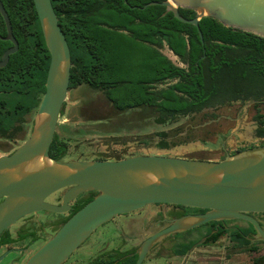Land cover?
<instances>
[{"label": "trees", "instance_id": "16d2710c", "mask_svg": "<svg viewBox=\"0 0 264 264\" xmlns=\"http://www.w3.org/2000/svg\"><path fill=\"white\" fill-rule=\"evenodd\" d=\"M127 1L128 5L125 0H52L71 51L69 90L81 85H89L98 91L104 89L113 107L119 111L153 108L158 125L206 110L232 107L235 103L245 105L264 100V38L226 27L215 18L204 17L199 23L203 42L197 27L180 22L171 12L165 15L166 7L144 8L150 2L166 0ZM2 2L20 45L8 65L0 68V135L13 139L21 132L19 124L40 106L46 92L51 55L34 0ZM133 6L141 9H133ZM179 12L187 19L197 16L192 9L179 8ZM0 35L7 36L1 14ZM12 46L11 42L0 39V60ZM166 47L185 68L174 64L163 53ZM261 106L264 104L258 102L252 107L256 110L257 136L264 139ZM217 118L219 116L212 115L211 119ZM157 137L160 140L158 148L169 149L173 145L168 141L166 131L159 132ZM249 148H240L231 155ZM68 155L67 142L56 133L50 149L51 159L62 161ZM93 198L86 195L78 200L61 224ZM232 222L236 221L223 224ZM220 223L210 222L205 224L209 228H196L186 233L196 236L191 241L176 244L175 255L185 257L202 239L207 238L204 243L207 245L223 236H228L235 246L247 247L250 252L259 250L258 242L253 244L248 239L255 233L252 225L248 228H216ZM136 250L108 251L89 264H136ZM131 254L134 255L129 256ZM251 264H264V255L254 258Z\"/></svg>", "mask_w": 264, "mask_h": 264}, {"label": "water", "instance_id": "95a60500", "mask_svg": "<svg viewBox=\"0 0 264 264\" xmlns=\"http://www.w3.org/2000/svg\"><path fill=\"white\" fill-rule=\"evenodd\" d=\"M128 5V1L125 0ZM51 64L46 92L37 111L30 137L13 153L0 156V235L20 219L47 212L64 214L71 203L86 193L94 198L70 217L24 264H65L101 226L120 215L132 214L155 204L178 205L207 210L198 215L175 219L171 225L141 242L136 264L170 236L185 233L210 222L244 221L255 233L251 243L264 242V227L254 214H264V146L228 154L223 160L186 159L160 154L134 155L120 160L55 161L50 157L61 112L67 101L72 57L52 0H34ZM161 5L182 23L200 29L204 17L217 19L226 27L251 32L264 38V0H166L144 6ZM133 9L141 7L133 6ZM179 8L197 12L193 19L183 17ZM7 36L0 39L13 44L0 60L5 68L11 55L19 50L12 23L0 0ZM242 106L247 111L256 103ZM221 117L211 120L218 122ZM209 122V123H210ZM67 189L60 205L46 202ZM207 238L195 244L193 251ZM131 254L129 256H133ZM6 255L0 258V262Z\"/></svg>", "mask_w": 264, "mask_h": 264}, {"label": "rangeland", "instance_id": "374dc122", "mask_svg": "<svg viewBox=\"0 0 264 264\" xmlns=\"http://www.w3.org/2000/svg\"><path fill=\"white\" fill-rule=\"evenodd\" d=\"M163 53L177 66L186 67L167 47ZM242 106L241 103H235L232 107L217 111L206 110L200 114L179 117L166 125H158L155 122L157 113L153 108L119 111L106 101L102 93L81 85L77 89L69 90L56 133L67 142L69 155L66 159L71 161L120 160L139 154L220 161L226 157V152L231 154L240 148L264 144V139L259 138L256 133V110L250 107L239 116ZM261 109L264 114V106ZM37 111L38 109L34 110L26 117L24 129L13 139L0 138V156L12 153L30 137ZM212 115L221 118L218 122H210ZM162 131L169 134L168 141L173 144L169 149L157 147L160 141L157 134ZM167 210L170 209L165 206L150 205L132 216H120L115 222L101 226L65 264H89L108 251L138 248L143 240L161 228L146 231L138 228V231L136 228L117 227L130 218L135 221H142L144 218L155 220L157 214H164ZM61 216L64 215L44 213L40 218L59 220ZM262 222L264 225V218ZM235 225L246 227L248 224L240 220L230 223V226ZM195 236L196 234L171 236L147 256L144 264H183L185 257H176L174 246ZM16 246L21 247L20 244ZM35 247L28 248L19 264L25 262ZM257 247L258 251L250 252L247 247L235 246L228 236H223L217 242L197 247L186 263L251 264L254 258L264 255V243L258 242ZM17 256L18 254H13L11 259L9 257L1 264H11Z\"/></svg>", "mask_w": 264, "mask_h": 264}, {"label": "flooded vegetation", "instance_id": "af4514ba", "mask_svg": "<svg viewBox=\"0 0 264 264\" xmlns=\"http://www.w3.org/2000/svg\"><path fill=\"white\" fill-rule=\"evenodd\" d=\"M150 77H151V75H150ZM86 87H89V89L94 90L96 92L102 93V95L104 96L106 101L113 106V104L110 102V100L108 98L106 90L103 89V90L98 91V90L92 89L89 85H86ZM129 110H136V109H129ZM26 117L24 118V121L21 124H19L22 127L21 131L24 129V125L26 123ZM0 138L1 139H8L7 137H3L1 135H0ZM228 154H230V153L226 152V156ZM96 160H99V159H96ZM67 161H71V160H67L66 158H64L62 160V162H67ZM66 191H67V189H64V190H61V191L55 193L54 195L47 198L46 202L51 203V204H55V205H60ZM86 195H87V197L95 196V194H91V193H86V194L81 195L78 199H76L75 201H73L71 203L70 211H68L67 213H64V214H60V215H64V216H61V218H59V220H53L52 218H40V216L44 213L47 215H58V214H52V213H46V212H40L38 214H32V215H29L27 217L20 219L16 224L12 225L9 230L4 231L0 235V258L2 256L6 255L3 260H6L9 257L11 259L13 254H18V256L15 258V261L14 262L10 261V262H11V264H19L20 258L24 255V253L28 250L29 247L36 246L35 250H34V252H35L48 239L51 238V236L57 231V229H59L63 225V224H61L63 219L69 217V215L71 214L72 210L75 207L76 202L78 200H81L82 197L86 196ZM3 200L4 199H0V204ZM155 206H165L170 210L169 211L167 210V212L164 214L162 212H161L162 214H157V218H155V220H150L149 218H144V220H142V221H137V220L135 221V220H133V218H130L129 221H125L122 226L117 227V228L129 227V228H136L137 230H138V228H141V231H146V230H150V229L152 230L155 228H161L160 230H162V229L170 226L171 222L175 219L182 218V217L187 216V215H198V214L203 213L200 211L201 209H194V208L178 206V205L155 204ZM133 214L134 213L126 214V215H120V216L129 217V216H132ZM120 216L116 217L111 222H115V220L117 218H119ZM254 217L256 219H258L261 222L262 226L264 227L263 222H262V220L264 218V214H254ZM223 223L224 222L218 224L216 226V228H237V227L248 228V226L250 225L247 223L248 225L246 227H243L240 225H235V226H230V224L224 225ZM116 225H119V223L116 222ZM209 227L210 226L202 225V226L197 227V228H209ZM190 231H192V230H190ZM190 231H187L185 233H180V234L187 235L186 233H188ZM156 232H158V231H156ZM169 238H171V236ZM193 239H189L188 241H191ZM184 242H187V241H184ZM18 244H20L21 247L16 246ZM175 246H176V244H175ZM33 253H31L27 257V259ZM175 256L181 257V256H177V255H175ZM3 260L0 262V264L2 262H4ZM26 260H25V262H26ZM183 264H188L185 262V259H184Z\"/></svg>", "mask_w": 264, "mask_h": 264}]
</instances>
